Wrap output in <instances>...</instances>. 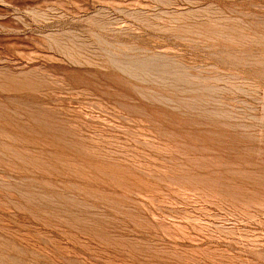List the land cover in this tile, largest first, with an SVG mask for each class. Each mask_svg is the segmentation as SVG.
I'll list each match as a JSON object with an SVG mask.
<instances>
[{
  "label": "rangeland",
  "instance_id": "1",
  "mask_svg": "<svg viewBox=\"0 0 264 264\" xmlns=\"http://www.w3.org/2000/svg\"><path fill=\"white\" fill-rule=\"evenodd\" d=\"M0 264H264V0H0Z\"/></svg>",
  "mask_w": 264,
  "mask_h": 264
}]
</instances>
